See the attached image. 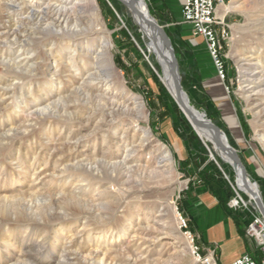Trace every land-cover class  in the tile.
I'll list each match as a JSON object with an SVG mask.
<instances>
[{
  "label": "rangeland",
  "instance_id": "1",
  "mask_svg": "<svg viewBox=\"0 0 264 264\" xmlns=\"http://www.w3.org/2000/svg\"><path fill=\"white\" fill-rule=\"evenodd\" d=\"M6 1L0 0V21L20 17L22 14L13 7L5 8ZM145 1L150 15L170 38L182 89L191 103L207 113L227 134L248 174L257 182L264 202V127L255 116L252 103L255 95L242 88L243 71L257 62L256 56L261 55L257 63L264 65V19L255 20L251 0H232L236 8L225 10L223 7L231 1L227 0L218 8L217 14L223 18L228 32L222 43L226 77L221 80L203 40L191 33L189 24L182 22L180 0ZM259 6L264 7V0ZM84 7L87 17L93 21L86 40L78 42L62 35L36 32L20 50L7 42L0 44V84L4 88L0 91L3 100L0 133H9L6 137L0 136V264H60L59 258L67 257L68 251L79 252L83 261L80 264H88L87 254L96 248L99 253L107 250L117 264H204L191 252L189 238L179 227L178 212L196 242L193 231L196 225L191 214L201 198L205 202L213 199L224 207L226 216L233 217L248 215L243 206L232 208L237 193L247 206L252 201L237 189L231 167L197 135L182 109L152 73L137 44L126 7L119 0H85ZM101 36L108 42L113 82L143 101L140 117L135 119L129 115L122 121L115 119L114 126H107L99 123L101 116L87 121L84 113H80L82 117L72 116L71 119L39 116L33 120L28 133L14 134L13 130H7L22 121L27 109L34 107L35 99L46 97L45 90L51 91L49 99L56 98L60 92L66 100H75L78 104V97L70 91L81 78L72 70L84 60L88 63L93 60L76 55L69 58L71 50L77 45L78 51L84 54L86 44L92 40L97 45ZM29 55L30 60L33 58L36 62L34 70L29 65L32 61L24 62ZM6 60L16 61L20 68L6 66L3 63ZM105 90L108 88L101 83L93 93ZM46 103L39 105L43 107ZM69 104L72 105L66 107L68 111L79 113L82 110L73 102ZM144 129L149 130L150 141L134 155L142 164L149 165L148 169H157L154 148H151H167L171 154V169L161 176L131 172L125 177L117 171L101 172L91 178L94 185L86 188L87 202L77 204L57 194L74 190L72 180L53 181L41 173L45 168L52 171L59 155L67 153L69 144L66 142L73 141L67 140L69 132L80 136L95 131L88 142L77 144L74 149L99 158L103 152H113L114 156L117 147L128 144L133 134ZM123 132L127 138L119 140ZM47 136L51 137L49 146L54 145L55 151L49 152L41 145ZM106 136H109L108 144L103 141ZM17 172L20 174L15 175ZM37 174L38 179H35ZM101 190H107L109 195L99 194ZM31 193L42 196L36 201ZM20 196L25 200H20ZM17 206H24L22 213H18ZM161 209L164 217L156 222L160 217L155 215ZM154 221L163 225L161 232L164 233L151 242L156 232ZM145 225L148 229H138ZM132 230L138 231L140 236L133 235Z\"/></svg>",
  "mask_w": 264,
  "mask_h": 264
},
{
  "label": "bare ground",
  "instance_id": "2",
  "mask_svg": "<svg viewBox=\"0 0 264 264\" xmlns=\"http://www.w3.org/2000/svg\"><path fill=\"white\" fill-rule=\"evenodd\" d=\"M119 1L126 7L129 13L130 22H132L133 28L135 30L137 44L143 52L152 73L163 83L168 93L178 104L176 88L171 75L172 59L169 55L168 48L165 46L164 39L159 34L155 33L152 26L148 23L147 19L149 11L146 1ZM260 1L262 2L263 0H251V14H253L255 20L264 19V7L259 6ZM84 3L85 0H8L4 2L5 8L9 10L13 7L14 11H19L22 15L16 19L0 21V44L7 42L12 44L16 48H19L20 50L21 48L27 46L28 42L32 38V35L36 34V32L42 34L52 33L55 35H62L70 40L78 42L83 39L86 40L90 35V29L93 25V21H91V19L87 17L88 11H86ZM235 8L236 5H234V2L232 0L228 4H225V6L223 7V9L225 10H232ZM80 17L84 19V22H82V19L80 20ZM95 18L96 20H98V11L95 14ZM263 43L262 46L264 45ZM107 47L108 42L106 37L101 36V38L97 41V45L95 44V42H92V40L89 41L88 44H86V51L84 54L78 51L77 45L75 48H72V55L71 57L69 56V58H74V56L76 55V57H87L88 59L91 58L93 60V62L91 63H88V60H84V62L79 67H75L72 70L74 75L78 74L77 76L81 78V82L78 83L77 86L73 85L70 91L71 93L73 92L76 97H78V104L75 103V100H66L67 97L65 95H60V92H57L56 98L49 99L51 91H49L50 89H44L45 91L43 94H45L46 97H44V99H42V97L37 98V100L35 99L34 107H32L31 110L27 109L26 113L22 115V121L18 124L16 123L17 126L16 124L10 125L7 130H13L14 134L28 133L29 128L32 126L31 124L33 120H35L39 116L44 119H50L51 117H64V119H71L72 116L80 115V117H82L83 115H81L80 113H84L87 114V121L91 119V117L94 118L96 116H101L99 123L105 124L107 126H114L115 119H121L120 121H122L126 116L129 115H133L135 119L139 118L143 111V101L135 93L126 91L125 89L121 88L119 84L113 82V65L109 60ZM263 52L264 51H262V53ZM30 57L31 55H29V57H26L24 59V62L28 63L29 61H32L33 58L30 60ZM260 57L261 55L255 57L257 62L260 60ZM257 62H254L253 64L251 63V67L246 68V70L243 71V81L245 82V84L242 88L244 92L248 94L253 93V95H255V98L252 102L254 109H256L255 116L257 118V121L261 123V126L264 127V65ZM3 63L6 66L11 67L12 69L20 68V66H18L19 64L16 61L12 62L10 60H6ZM29 65L34 70L36 62L32 61ZM31 70L29 72H31ZM15 72L17 73L18 71L15 70ZM19 73H22V70L21 72L19 71ZM180 80L181 77L178 72L180 97L182 99V102L184 103V106L191 112L192 115H194L196 119H200V121H202L203 123H214L210 118H208V116L206 115L207 113L197 109L191 103L188 94L182 89L180 85ZM101 83H103L108 88V90H105L101 93H93V90H96V87ZM3 89V86H1L0 84V91ZM111 89H113V91L115 92H113ZM248 94L246 95V97H249ZM44 101H47V103L43 107L40 106L39 104L43 103ZM2 102L3 100L1 98L0 104H2ZM69 102H73V105L78 106L77 108L82 110L79 113L68 111L66 107L68 105H72L69 104ZM185 115L190 122L191 119L187 114ZM192 126L194 127L197 135L201 137V139H203L207 143V145L216 152V154L223 162L227 163L231 167V169L233 170L232 180L235 186L237 187V189L246 194L249 197V200L253 202L252 192H256L259 195L261 194L257 182L252 178V176L248 174L246 166L244 164L243 165L246 171L245 175L242 174L241 167L236 164L225 151L221 150L216 145L215 139L218 136V139L223 144L232 147L228 141V136L223 131V129H221L218 125V130L206 126ZM96 128H99V126ZM93 133H95V131H92L90 134H81L80 136H78L77 132H69L66 136L67 140L73 141L66 142L67 144H69L67 153L65 155H59L58 160L55 161L56 165L53 167L52 171H49L45 168L41 172L45 173V175L53 181L55 179L63 182L72 180L73 183H75V187L73 188L74 190H70L71 192L66 193L64 191H60L59 193H57L59 196L62 195L67 197L68 202L85 204V202H87V199L84 198L87 194L86 188L94 185L91 178L94 176H98L101 172H106L109 170L115 172L117 171L119 175L125 177H129L128 174H130L131 172L133 174L140 175L142 173H147L149 176L155 177L161 176L164 171H170L171 169V154L167 148H151H154V156L158 165L155 167H157V169H148L149 165H147L146 163L142 164L140 159L136 155H134L135 152H140L143 149L144 145L149 143L150 132L148 129L141 130L140 133H137L136 135L133 134L128 144L121 145L122 147L120 148L117 147L118 152H115L114 156L113 152H103L99 158L92 157L93 154L88 155L81 151H78L77 149H74L77 144L88 142L90 139L89 136L93 135ZM46 134H50V132ZM6 135H9V133H6V131L0 133L1 138L3 136L6 137ZM108 137L109 136L103 138V141L106 142V144H108ZM126 138V133L123 132L118 139L124 140ZM51 140V137L47 136L46 142L41 144L45 149H48L49 152L55 151L54 145L51 147L49 146V144H51ZM129 144L130 146L128 147L127 145ZM162 167L164 168L160 169ZM25 169L27 168L25 167ZM35 173L36 172L32 173V176L35 175ZM109 173L111 174L112 172ZM16 174L18 175L20 174V172L15 173V175ZM35 179H38V174ZM99 194L109 195V192L107 190H101L99 191ZM30 196L37 201L39 200L38 196L42 195L31 193ZM19 199L23 201L25 200L22 196H20ZM243 203L244 200L237 193V198H234L232 200V207H235L236 205H242ZM16 210H18V213H22L24 210V206L18 207L16 208ZM160 211H163V209L159 210V213L155 215V217H160L159 221L156 222H160L163 219L161 217H164V214H162ZM156 222L154 221L155 225L153 226L156 232L153 234V237L150 238L151 242H154L159 238L160 234L164 233L161 232L164 230L163 225L156 224ZM147 227L148 226L145 225V227H141L138 229L144 230L148 229ZM132 232L133 235L140 236L138 231L132 230ZM189 247L191 249L190 243ZM65 255L68 256L65 257L62 255V259L59 258L60 264H80L83 262L79 252L77 251H68V253H66ZM69 256L74 257L68 258ZM87 258L89 262L88 264H117V261L112 259L107 250L101 251V253H99L97 248L92 249L87 254Z\"/></svg>",
  "mask_w": 264,
  "mask_h": 264
},
{
  "label": "built area",
  "instance_id": "3",
  "mask_svg": "<svg viewBox=\"0 0 264 264\" xmlns=\"http://www.w3.org/2000/svg\"><path fill=\"white\" fill-rule=\"evenodd\" d=\"M227 0H182L180 8V17L182 22L190 25L191 33L200 37L206 47L208 55L213 63L216 75L219 79L224 80L226 70L222 59V43L228 36L224 20L217 14L218 8L223 6ZM245 202L242 205L248 211L244 233L255 244L259 254L252 255L249 252L243 253L227 264H264V217L260 214L253 202ZM180 220L179 227L189 238L191 252L197 261L204 264H216L212 251L202 253L201 248L195 242L194 235L187 229L184 217L178 212Z\"/></svg>",
  "mask_w": 264,
  "mask_h": 264
},
{
  "label": "crops",
  "instance_id": "4",
  "mask_svg": "<svg viewBox=\"0 0 264 264\" xmlns=\"http://www.w3.org/2000/svg\"><path fill=\"white\" fill-rule=\"evenodd\" d=\"M179 3L181 6L182 0ZM199 201L197 208L192 210L191 218L196 225L193 231L202 253L212 251L218 264H227L246 252L255 256L259 254L253 241L244 233L248 215L226 216L224 207L213 199H209L208 203L203 198Z\"/></svg>",
  "mask_w": 264,
  "mask_h": 264
},
{
  "label": "water",
  "instance_id": "5",
  "mask_svg": "<svg viewBox=\"0 0 264 264\" xmlns=\"http://www.w3.org/2000/svg\"><path fill=\"white\" fill-rule=\"evenodd\" d=\"M147 20H148V23L154 29L155 33L159 34L164 39L165 46L169 50V55L172 59L171 75H172V79H173L174 84H175L177 101H178L179 106L183 109L185 114H187L188 117L191 119L190 123L192 125H198V126H203V127L206 126V127H210L212 129L218 130V126L215 125L214 123H203L202 121H200V119H196L194 117V115H192L191 112L184 106V103L182 102V99L180 97V87L178 84V61L174 55V52H173V49L171 46V42H170V38H169L168 34L165 32V30L162 28V26L150 15V13L148 14ZM215 141H216L217 147L220 148L221 150L225 151L234 160V162L241 167L242 174L245 175L246 174L245 167L242 163V160L236 154L234 149L232 147H230L229 145L223 144L218 139V136L216 137ZM252 198H253V203L255 204L256 208L258 209L260 214L264 217V202H263L261 196L256 192H252Z\"/></svg>",
  "mask_w": 264,
  "mask_h": 264
}]
</instances>
